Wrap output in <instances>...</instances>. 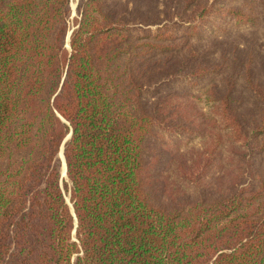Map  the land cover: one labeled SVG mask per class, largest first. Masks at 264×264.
<instances>
[{"label":"trees","instance_id":"obj_1","mask_svg":"<svg viewBox=\"0 0 264 264\" xmlns=\"http://www.w3.org/2000/svg\"><path fill=\"white\" fill-rule=\"evenodd\" d=\"M69 2L0 0V264H264V88L255 119L159 91L210 74L214 1L152 29L80 0L67 50Z\"/></svg>","mask_w":264,"mask_h":264},{"label":"rangeland","instance_id":"obj_2","mask_svg":"<svg viewBox=\"0 0 264 264\" xmlns=\"http://www.w3.org/2000/svg\"><path fill=\"white\" fill-rule=\"evenodd\" d=\"M218 7L219 13L207 21L206 29L201 31L195 41L188 43L198 55L207 59L211 72L198 83L195 89L184 87L182 81L163 85L159 91L180 90L188 92L192 99L214 97L219 99L229 95L230 99L239 100V109L244 117L255 119L258 104L252 94L251 84L264 88V0H206ZM80 0H70L68 34L65 48L69 50V36L76 28L74 19L79 18L77 11ZM112 9L118 14L142 22L154 29L167 17L177 18L174 13L185 5V0H109ZM243 5V14L236 20H230L228 9H239ZM248 12L254 13L252 23L246 18ZM215 68L214 73L212 70ZM145 103H151L156 95L155 89L147 86ZM203 140H194L191 147L198 150ZM62 173L63 160L60 158ZM65 162V161H64ZM259 172L264 171V157L257 159ZM62 175V174H61ZM264 176V173L262 174ZM63 176V175H62ZM61 180L67 181L63 176ZM66 176V175H65ZM66 202L71 207L69 195L65 193ZM72 208V207H71ZM74 238V232H73Z\"/></svg>","mask_w":264,"mask_h":264},{"label":"water","instance_id":"obj_3","mask_svg":"<svg viewBox=\"0 0 264 264\" xmlns=\"http://www.w3.org/2000/svg\"><path fill=\"white\" fill-rule=\"evenodd\" d=\"M69 137H70V134L65 138L64 142H66L69 139ZM60 154L62 156V160H63V164H64V168H65V175H66V165H65V162H64V157H63V151H62V149L60 151Z\"/></svg>","mask_w":264,"mask_h":264},{"label":"bare ground","instance_id":"obj_4","mask_svg":"<svg viewBox=\"0 0 264 264\" xmlns=\"http://www.w3.org/2000/svg\"><path fill=\"white\" fill-rule=\"evenodd\" d=\"M60 158L62 159V156H61V154H60ZM63 164V163H62ZM62 175L66 178V176H65V168H64V164L62 165ZM61 175V176H62ZM63 176H62V178H63Z\"/></svg>","mask_w":264,"mask_h":264}]
</instances>
